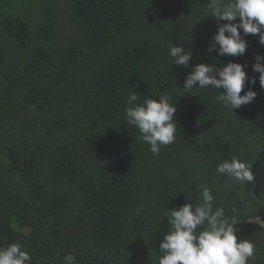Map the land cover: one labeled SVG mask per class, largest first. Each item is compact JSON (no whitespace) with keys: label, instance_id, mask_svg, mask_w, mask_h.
<instances>
[{"label":"trees","instance_id":"obj_1","mask_svg":"<svg viewBox=\"0 0 264 264\" xmlns=\"http://www.w3.org/2000/svg\"><path fill=\"white\" fill-rule=\"evenodd\" d=\"M207 2L0 0V247L20 243L32 264H157L170 209L206 185L257 246L249 264H264V89L251 68L264 46L249 34L242 56L209 53ZM172 43L190 65L246 64L257 97L231 112L219 90L185 93L191 67L172 65ZM133 91L137 104L177 95L176 140L159 155L124 119ZM233 156L254 181L216 172Z\"/></svg>","mask_w":264,"mask_h":264},{"label":"clouds","instance_id":"obj_2","mask_svg":"<svg viewBox=\"0 0 264 264\" xmlns=\"http://www.w3.org/2000/svg\"><path fill=\"white\" fill-rule=\"evenodd\" d=\"M207 12L217 23V31L207 47L209 53L215 52L221 57L242 56L249 47L246 39L249 34L258 35L259 44L264 46V0H208ZM167 55L172 65L191 67L183 85L185 93L196 95V89L219 90L215 99L231 112L253 102L258 95L253 90L257 78L249 77L246 64L229 61L222 67L205 63L190 65L193 52L174 43L169 45ZM254 59L251 68L259 73V85L264 89V55L256 54ZM176 96L164 93L158 95V100L147 97L142 104H137L134 102L139 99L138 95L134 91L128 94L124 119L127 125L138 129L136 139L148 144L154 155L176 140ZM216 172L241 186L255 179L252 165L236 156L219 163ZM199 187L196 203L186 198V203L170 209L171 228L159 243L157 264H249L254 261L257 246L250 239H238L235 219L226 214L223 206H216L210 187ZM238 195L243 202L244 192ZM257 203L264 205V200L257 199ZM142 210L140 207L137 212ZM146 229L148 225L140 229L142 235L148 233ZM0 264H32V256L20 243H12L0 247Z\"/></svg>","mask_w":264,"mask_h":264},{"label":"rangeland","instance_id":"obj_3","mask_svg":"<svg viewBox=\"0 0 264 264\" xmlns=\"http://www.w3.org/2000/svg\"><path fill=\"white\" fill-rule=\"evenodd\" d=\"M65 15L68 16L67 13H65ZM15 51H16V49H15Z\"/></svg>","mask_w":264,"mask_h":264}]
</instances>
